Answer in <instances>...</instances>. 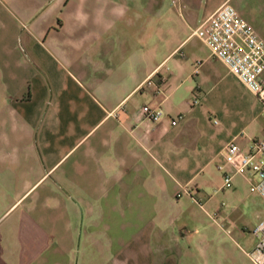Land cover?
I'll return each instance as SVG.
<instances>
[{
    "label": "crops",
    "instance_id": "obj_1",
    "mask_svg": "<svg viewBox=\"0 0 264 264\" xmlns=\"http://www.w3.org/2000/svg\"><path fill=\"white\" fill-rule=\"evenodd\" d=\"M225 3L255 30L264 0H0V264H254L221 150L262 104L193 35Z\"/></svg>",
    "mask_w": 264,
    "mask_h": 264
},
{
    "label": "built area",
    "instance_id": "obj_2",
    "mask_svg": "<svg viewBox=\"0 0 264 264\" xmlns=\"http://www.w3.org/2000/svg\"><path fill=\"white\" fill-rule=\"evenodd\" d=\"M193 35L214 59L221 62L242 86L258 98L264 114V39L228 3L206 18ZM146 85L153 83L149 79ZM193 103H197V100H193ZM141 113L153 122L162 116L160 110L149 104L141 107ZM180 118L182 115L176 116L171 124L175 125ZM221 155L229 168L223 176V187H229L232 176L239 174L249 181L252 191L264 199V138L253 141L248 151H243L238 144L230 141L222 148ZM253 232L258 236V241L247 255L254 264H264V220Z\"/></svg>",
    "mask_w": 264,
    "mask_h": 264
},
{
    "label": "rangeland",
    "instance_id": "obj_3",
    "mask_svg": "<svg viewBox=\"0 0 264 264\" xmlns=\"http://www.w3.org/2000/svg\"><path fill=\"white\" fill-rule=\"evenodd\" d=\"M254 9L255 21L253 26L256 32L264 39V5L259 8V4L254 6L249 5V8ZM233 185V182L230 186ZM229 189V187H228ZM226 189V190H228ZM241 195V194H239ZM224 201L225 200L224 197ZM264 215V199L256 192L252 191L251 185H249V232H251L252 226Z\"/></svg>",
    "mask_w": 264,
    "mask_h": 264
}]
</instances>
